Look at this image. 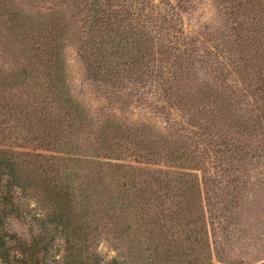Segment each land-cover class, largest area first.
Masks as SVG:
<instances>
[{"label":"trees","instance_id":"16d2710c","mask_svg":"<svg viewBox=\"0 0 264 264\" xmlns=\"http://www.w3.org/2000/svg\"><path fill=\"white\" fill-rule=\"evenodd\" d=\"M77 3L86 8L82 31L90 38L83 48L95 75L114 83L119 68H152L146 64L155 48L151 34L136 30L121 35L124 20L132 22L141 14L123 0L119 10L114 0ZM0 5L29 56L26 65L0 77V87L15 92L0 95V264H103L96 251L89 253L101 235L125 239L130 250L129 259L108 264H132L134 258L143 264H240L209 232L214 222L208 219H218L222 209L214 200L224 175L212 176L209 158L212 153L217 163H224L234 183L252 170L264 185V145L250 141L256 134L264 136V0H221L227 22L224 44L216 53L224 60L216 69L220 79L198 84V92H191L188 81L198 58L195 48L189 43L161 48L177 58L162 79L163 89L171 100L189 103V123L196 130L159 136L144 127L126 126L123 132L106 122L101 132L108 137H100L97 147L106 161L39 152L63 146L75 154L78 135L91 124L65 77L64 18L37 22ZM229 70L242 76V87L227 84ZM52 107L59 111L56 117L49 113ZM20 139L25 143L20 145ZM124 154L132 162H125ZM71 164L84 170L80 185H74L79 174ZM97 187L101 191L95 198ZM29 197L41 204L44 217L37 218L36 229L24 239L10 230V220L27 219Z\"/></svg>","mask_w":264,"mask_h":264},{"label":"rangeland","instance_id":"374dc122","mask_svg":"<svg viewBox=\"0 0 264 264\" xmlns=\"http://www.w3.org/2000/svg\"><path fill=\"white\" fill-rule=\"evenodd\" d=\"M75 1L76 3L74 0H0V4L8 6V10L12 12L20 10L23 15L33 21L54 15L64 18V21L61 20L65 23L61 38L64 46L65 77L74 100L82 106L91 120V124L85 126L84 131L78 135L75 154H70L69 149L67 152L63 146L59 148L51 146L52 150H39V152L58 157L67 154L70 155L71 160L75 161L78 158H96L99 161H106L105 157V159L102 158L104 154L101 151L97 152V147L101 146L98 139L108 137L107 133L101 132V126L106 122L118 125L117 128H121L123 132L126 126H133L147 128L153 135L158 134L159 136L177 134L178 130L191 135L190 131L194 127L189 123L192 116L188 107L189 103L181 104L171 100L162 85L163 77L167 76L165 73L172 70V64L177 60L176 55L169 51L167 56L165 54L167 50H161V48H183V44L187 43L191 48H195L198 58L196 56L193 59V65L191 64L190 72H188L191 92L196 90L198 92L196 86L205 81L216 83L215 80L220 79L216 69L224 62L222 58H218L216 53L217 48L220 49V46L224 44L223 36L227 22V15L221 6V0H123V2L126 1V7L133 10L132 12L137 11L141 17L139 19L134 16L132 22L124 20L121 35L129 37L130 33L136 30H141L145 34L150 33L155 48L152 49L153 55L147 54L146 64L148 62L152 68L145 66L135 69L132 68L133 66L119 68L118 75L112 77L115 80L114 83L105 80L101 75H95L97 69L90 66L85 59L86 52L83 47L90 37L83 34L82 29L84 30L83 27L87 26L84 20L87 13L86 8L80 9L77 3L81 0ZM93 1L89 0V2ZM116 1L119 4L115 9L119 10L122 0H114ZM118 26L119 22L114 25L115 28ZM173 26L174 29L171 28ZM131 29L132 32H129ZM20 39L14 32L9 15H5L0 10L1 78L16 70L17 65L28 63L29 56L22 51L23 43ZM128 53L125 59L129 57ZM229 71L227 84L242 87V76L234 74L232 70ZM1 93L7 95L15 92L9 86L6 89L0 87V95ZM35 97L39 99L38 101L45 98V96ZM49 113L53 117L59 115L58 109L54 110L53 107L49 108ZM62 136H64L63 133L60 135L61 140ZM250 141L262 148L264 136L256 134ZM18 143L22 145L25 142L20 139ZM124 155L125 162H132L129 154ZM209 161L212 176L218 178L224 174L217 181L221 190L219 192L218 188L216 191L218 200H214L215 203L218 201L222 209L216 214L218 219H208V222H214L212 228L210 225L211 231L209 232H212V235L216 234L214 239L217 240V245L220 244L219 246L224 248L230 260L239 261L240 264L264 261V185L260 182V176L249 170L241 177V180L234 183L230 173L225 172L227 166L222 162L217 163L212 153H210ZM71 165L79 174L74 176V185H80L84 180V177L80 179V174H85L84 170L76 164ZM101 188L97 187L92 190L95 198ZM79 199L82 198L79 197ZM26 202L29 203L27 208L30 214H27L26 220L11 219L10 230L24 239H29L31 230H35L38 225L37 218L44 217V213L41 211V204L35 199L29 197ZM166 231L162 234H166ZM153 234L159 235V231ZM212 238L210 235V239ZM58 245L59 248L62 247L60 242ZM94 251L100 256L103 264H108L114 258L127 260L131 256L125 239L111 235L108 237L101 235L94 239L90 244L89 253ZM54 258L58 260L60 255L57 254ZM132 260H134L132 264H143L139 258Z\"/></svg>","mask_w":264,"mask_h":264}]
</instances>
